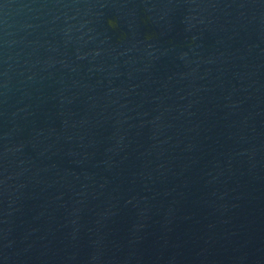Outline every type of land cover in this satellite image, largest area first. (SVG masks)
I'll return each mask as SVG.
<instances>
[{"label": "water", "instance_id": "95a60500", "mask_svg": "<svg viewBox=\"0 0 264 264\" xmlns=\"http://www.w3.org/2000/svg\"><path fill=\"white\" fill-rule=\"evenodd\" d=\"M0 264H264V0H0Z\"/></svg>", "mask_w": 264, "mask_h": 264}]
</instances>
